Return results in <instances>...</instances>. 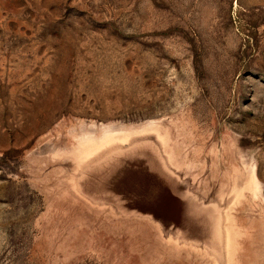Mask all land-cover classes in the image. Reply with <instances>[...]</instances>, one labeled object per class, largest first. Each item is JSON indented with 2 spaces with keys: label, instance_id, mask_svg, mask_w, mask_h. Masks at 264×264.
I'll return each mask as SVG.
<instances>
[{
  "label": "rangeland",
  "instance_id": "374dc122",
  "mask_svg": "<svg viewBox=\"0 0 264 264\" xmlns=\"http://www.w3.org/2000/svg\"><path fill=\"white\" fill-rule=\"evenodd\" d=\"M0 264H264V0H0Z\"/></svg>",
  "mask_w": 264,
  "mask_h": 264
}]
</instances>
